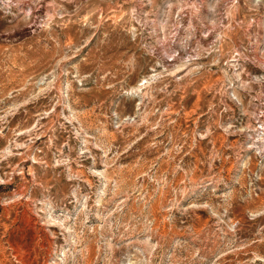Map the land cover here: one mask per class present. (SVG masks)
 I'll use <instances>...</instances> for the list:
<instances>
[{
    "label": "rangeland",
    "instance_id": "obj_1",
    "mask_svg": "<svg viewBox=\"0 0 264 264\" xmlns=\"http://www.w3.org/2000/svg\"><path fill=\"white\" fill-rule=\"evenodd\" d=\"M264 0H0V264H264Z\"/></svg>",
    "mask_w": 264,
    "mask_h": 264
},
{
    "label": "built area",
    "instance_id": "obj_2",
    "mask_svg": "<svg viewBox=\"0 0 264 264\" xmlns=\"http://www.w3.org/2000/svg\"><path fill=\"white\" fill-rule=\"evenodd\" d=\"M263 130H264V129H263ZM262 135H264V133H263Z\"/></svg>",
    "mask_w": 264,
    "mask_h": 264
}]
</instances>
